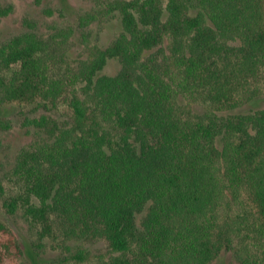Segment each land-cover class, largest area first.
Instances as JSON below:
<instances>
[{"label": "trees", "instance_id": "1", "mask_svg": "<svg viewBox=\"0 0 264 264\" xmlns=\"http://www.w3.org/2000/svg\"><path fill=\"white\" fill-rule=\"evenodd\" d=\"M96 1L0 42V104L32 112L20 109L32 137L0 180L4 211L23 216L35 254L51 237L72 264H209L230 250L264 264V0ZM111 18L120 29L100 44L91 25ZM22 255L0 219V264Z\"/></svg>", "mask_w": 264, "mask_h": 264}, {"label": "rangeland", "instance_id": "2", "mask_svg": "<svg viewBox=\"0 0 264 264\" xmlns=\"http://www.w3.org/2000/svg\"><path fill=\"white\" fill-rule=\"evenodd\" d=\"M96 0H0V5H11L12 11L0 20V42L20 33L32 26V23L42 34L48 33L52 26H65L76 21L78 14L90 9ZM120 29V22L117 18L107 21H96L91 25L93 38L98 39L100 44H106ZM79 34V33H77ZM75 45L70 49L73 56L81 55L83 47L74 39ZM120 65L116 59H109L103 73L113 74ZM0 67V74H1ZM264 103V98L260 104ZM246 105L240 111L250 109ZM20 109L28 111V105H18L16 103L0 104V180L5 187L9 186L6 179L14 163L15 156L20 148L26 145L31 134L20 126ZM7 122V123H4ZM4 123V124H3ZM10 124L9 128L6 125ZM0 219L5 221L17 234L22 244L23 255L18 260V264H72L69 254L63 251L51 237L44 238L43 247L36 245L38 253L35 254L32 241L36 240V235L30 229L20 213L7 214L2 206L0 197ZM92 252L97 254L99 248L106 250L104 244L99 242L92 247ZM209 264H244L233 251H224L221 255Z\"/></svg>", "mask_w": 264, "mask_h": 264}]
</instances>
